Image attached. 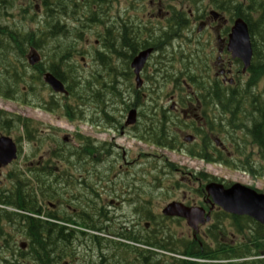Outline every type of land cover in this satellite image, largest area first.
Segmentation results:
<instances>
[{
    "label": "flooded vegetation",
    "instance_id": "af4514ba",
    "mask_svg": "<svg viewBox=\"0 0 264 264\" xmlns=\"http://www.w3.org/2000/svg\"><path fill=\"white\" fill-rule=\"evenodd\" d=\"M5 1L17 8L20 0H0V19L21 21L12 32L22 34L30 11L17 18L8 8L4 9ZM43 1L27 0V5L32 4L38 12L35 16L47 13ZM50 1L54 7L49 12L50 19L65 23L63 35L75 36L76 29L81 28L85 34L101 36L94 41L98 47H94L91 63H85L88 51L85 55H71L67 63L85 59L84 65L78 66L82 76L84 71L90 74L91 69H101L104 85L115 82L119 108L86 110L90 133L71 129L72 110H66V106L73 107V102L65 99L66 95L55 93L45 80L48 74L58 78L49 66L60 69L52 47L33 46L19 37L3 39L6 44L0 46V139L12 140L16 156L9 162H0V203L11 205L9 213L0 211V260L34 264L30 263L34 258L29 248L34 240L30 228L39 221L57 233L64 231L60 236L67 241L69 256L61 261L57 257L54 264H77L74 258L78 255L81 264H154L156 259L169 261L174 257L180 259L179 263L172 260L176 264L251 261L250 255L234 258L232 249L238 245L242 251L250 248L254 220L223 210L203 185L214 181L228 188L232 182L218 175L206 179L201 171L192 169L186 175L183 172L181 178L197 186L184 185L185 179H181V183L171 187L168 173L173 164L167 163L161 183L153 187V159H166L152 152L132 157L131 151L116 143L117 137H124V142L133 140L135 147L144 144L146 148L180 150L189 156L195 154V159L203 155V159H213L217 163H211L220 167H226L218 160L223 156L232 159L242 149L249 152L250 117L231 108L235 86H242V80L248 84L251 77L250 69H243L242 60L233 57L228 46L236 19V1L110 0L111 6H99L97 21L86 28L78 22L85 19L83 11L69 7L63 12L58 3L85 6L87 0ZM240 3L249 12L250 0ZM117 4L122 7L116 8ZM105 36L114 43L112 48L101 42ZM148 50L136 73L132 68L134 59ZM97 53L114 73L109 74L106 66L100 67L94 61ZM256 55L253 50L252 62ZM193 68L200 69L197 71L202 78L198 80L205 86L198 89L201 92L186 93L187 81H193L188 78V70ZM69 78L68 73L58 79L66 83ZM215 84H220L224 93H211L210 86ZM228 99L233 103L223 108ZM130 110L135 119L128 125ZM96 115L100 120H92ZM81 134L86 137L80 148L77 143ZM144 160H149V166H139ZM182 170L185 168L178 166L173 173ZM178 188L184 194L183 201L173 198L156 210L157 199L175 196L171 193ZM14 196L21 197L22 202H11L9 198ZM169 203L196 210L197 219L189 224L185 217L164 214ZM154 236L160 241L168 236L177 239L179 253L155 249L154 243L150 247L148 243ZM259 237L264 240V234L259 233ZM10 244L22 247L25 253L10 249ZM140 246L150 253L139 255ZM220 246L226 249L218 253ZM259 256L254 259L263 263L256 264H264V257L258 259Z\"/></svg>",
    "mask_w": 264,
    "mask_h": 264
},
{
    "label": "trees",
    "instance_id": "16d2710c",
    "mask_svg": "<svg viewBox=\"0 0 264 264\" xmlns=\"http://www.w3.org/2000/svg\"><path fill=\"white\" fill-rule=\"evenodd\" d=\"M87 2L88 3L85 6H82L77 2H73L71 5L59 2L58 9L65 12L66 8L72 7L75 11H83V16L85 19L79 20V22L86 28L92 26L95 23L94 20L97 21V8L103 5L108 8L110 0H87ZM42 5L46 9L47 13L43 14L40 24L33 31L27 30V32L22 34L13 33L12 29H9L8 26L2 25V22H0V46H4L6 44L3 42V39H6V37L7 39H13L14 37L23 38L25 42H28L33 46H49L50 44L53 54L58 56L57 62L60 63V69H53V65L49 66V68L59 79L65 78L68 73L70 75L69 82H66V89L74 97L75 105L74 107L67 105L66 110L74 111L82 109L85 111L88 110V108H91V110H101L103 107L107 108L109 103L108 101L116 98L115 82L112 81L109 83L110 86L107 90V94L101 93V89L105 87L104 83L102 82L104 79L101 78V69H95L91 76L86 77L78 74L80 70L78 68V64L74 65V63L69 62V60L67 63V58L76 54L78 44H80L85 39L82 34L78 33V31H84L80 28L76 29L75 36L63 35L62 30L64 29L63 25H65V23L62 22V20L60 21L56 19H50L49 12L54 11L51 1L44 0ZM253 5L254 3H252V6ZM8 7L10 6L7 4V1H5L4 9L6 10ZM234 15L242 17L247 23H249L248 25L253 47H258L257 49H261L256 51L257 55L254 59L255 61L250 67V81L246 86L253 84L257 85L262 76H264V9L261 13V16L256 21H248L249 18H246L247 15H245L243 7L240 8V6L235 7ZM32 18L34 20L37 19L35 16H32ZM38 31L40 32L39 34L37 33ZM109 33L110 32H108V34ZM106 36L105 39L104 37L101 39V42L104 46L112 48L114 43L107 39ZM102 57L97 53V57L94 58V61L100 64V67L106 66V71H109V74L114 73V69L108 67L104 63ZM211 92L224 93L219 87L215 86H213ZM245 92L246 91L244 88L234 91V93L239 96L234 98V106H231V108H234L238 111L241 110L244 112L245 116L250 117L251 126L248 129V133L251 138V143L257 147V159L255 160L251 153L246 154L243 149L239 152V156H244L241 163L242 167L244 166L247 172L251 173L253 176L255 175L264 178V89L260 92L258 91L256 95H244ZM232 103L233 100H225L223 108L229 107ZM199 157L204 158L203 155H200ZM218 160H222L224 164H230L231 162L224 156L222 159ZM203 176L205 177V175ZM9 199L11 202H22L21 197L17 196ZM251 229L250 248L247 249V251H242L237 249L239 245L233 247L232 252L234 258L245 257L247 255L255 256L264 254V240L260 241L261 239L259 237V233L264 234V226L252 221ZM30 231L32 232L34 239L33 244L29 247L31 248L32 255H34V258L30 263L54 264V261H56L57 257H59L58 261H61L62 258L69 256L67 241L65 238L60 236V233H64V231H59V233H57L56 229H51V226L46 224L41 225L39 221H34L32 223ZM223 233H225V230H223ZM158 238V236H154L152 239L153 241L148 243L149 246L151 247V245L154 243L152 247L155 249H169L173 252L179 253L178 249L180 245L177 239L168 236L160 241ZM93 243L94 242H92V244ZM124 246L126 247L125 244ZM221 249L226 248L220 246L219 251L217 252L219 253ZM137 251L139 255L150 253L149 250L142 248L141 246L137 248ZM56 252L59 253V256L56 255ZM123 252H125V248H123ZM172 260H174L176 263H179L180 261L179 259ZM172 260H169L167 264H176ZM256 262L263 263L262 261L251 260L249 262H234L233 264H256ZM12 264H17V262L14 261ZM154 264H165V262L160 259H156Z\"/></svg>",
    "mask_w": 264,
    "mask_h": 264
},
{
    "label": "water",
    "instance_id": "95a60500",
    "mask_svg": "<svg viewBox=\"0 0 264 264\" xmlns=\"http://www.w3.org/2000/svg\"><path fill=\"white\" fill-rule=\"evenodd\" d=\"M229 40V50L232 51L233 56L239 57L245 67L249 65L252 50L246 23L241 19H237L232 27ZM150 50L141 53L135 58L132 66L138 72L145 61ZM46 82L53 88L54 91H63V85L56 78L50 74L45 76ZM134 119L133 112L130 113L128 122ZM8 139V138H7ZM9 141L3 139L0 142V159L5 163L14 157V150L8 144ZM206 189L213 198L214 202L221 206L225 211L235 214H246L252 216L257 221L264 224V194L258 193L254 189L235 183L231 187L224 189L222 185L208 184ZM166 215H178L188 219V223L195 222L198 214L196 210H188L180 204L171 203L164 209ZM201 216V215H200Z\"/></svg>",
    "mask_w": 264,
    "mask_h": 264
},
{
    "label": "rangeland",
    "instance_id": "374dc122",
    "mask_svg": "<svg viewBox=\"0 0 264 264\" xmlns=\"http://www.w3.org/2000/svg\"><path fill=\"white\" fill-rule=\"evenodd\" d=\"M25 4L27 5V0H20L19 6L17 7V9L19 10V7L24 8ZM117 7L118 8L122 7V5L117 4L116 8ZM146 7L144 6L145 9H146ZM18 10H14L13 13L17 14ZM18 17L19 16L17 15V18ZM203 35H204V39L206 40V38H205L206 35L205 34H203ZM86 38L88 39V40H86V43H88V45L87 44L86 45L80 44L78 47L85 49L88 52H90L88 54V57H87L88 60L86 59V61L91 62V55L94 52V47L96 48V47H98V45H94V43H93L94 39H96L95 34L89 35ZM51 54H52V52H51ZM79 63H83V61L79 62ZM83 65L84 64H82V66ZM59 120L62 121V119H59ZM73 122H74V125H69V127L71 129L76 128L77 130H80V132L90 133V128L88 127L87 124L79 123L76 121H73ZM95 130L96 129H94V132H95ZM116 140H117L116 141L117 144H120L126 150L131 151L129 154H131L132 157H135V155L138 153L142 154V153H146V152H152V153H155V155H161V157H164L166 159V161H164L162 158L161 159H156V158L153 159V164L151 165V168L153 171V172L151 171L152 176H153V187L154 186L156 187L158 184L161 183V182L158 183V181L161 179H159V180L154 179V177L155 178L156 177H162L163 178L164 177L163 174L167 171L166 164L171 163V164H173V166H169L170 170L168 173V175H169L168 176L169 177L168 178V185L171 187L176 186L177 183H181V179H185V178H181L184 175L183 172H185V175H186V173L188 171L190 172V170L192 171V169H195L194 171L199 170L201 172L208 173L210 175H212V174H215V176L218 175L219 177H221V179L232 182V183L233 182H239L241 184H245L249 187L255 188V189L259 190L260 192L264 193V178H262V177L256 178V177L250 176V174H244L242 171L233 168V166H232V169H230V168H227L224 166L220 167V166L212 164V163L203 162L202 160H197L194 157H191L185 153H182V151H180V150L171 151V150H163V149H158V148L154 149V148H150V147L146 148V146L144 144H139L138 147H135V146H133V140L129 139L128 141L124 142L125 141L124 137H121V138L117 137ZM132 153H134V154H132ZM144 162H145L144 164H141L139 166L147 167V165L149 164V160H144ZM237 164L239 165L240 163L237 162ZM178 166L180 168H185V170H182L181 172H179L177 174L175 173L176 177H174L175 174L173 173V171ZM239 168L242 169L241 167H239ZM162 171H164V172L162 173ZM166 177L167 176H165V178ZM191 179L192 178H190V180ZM188 180L185 179L186 183L184 185H187L189 187L191 185L197 186V183L194 184V183L189 182ZM203 183H204V181H203ZM205 184H203V185H205ZM180 189L181 188H178L177 189L178 191H176L175 193H171V195H175V196L169 197V196L162 195L165 197L164 198L161 197V198L157 199L156 210H159L161 207H163L166 204L165 202L169 201L170 199L174 198L173 200H175V201H183L182 199H183L184 194ZM78 257H80V255L75 256L74 261H76L77 264H81V263H78L80 261V259Z\"/></svg>",
    "mask_w": 264,
    "mask_h": 264
},
{
    "label": "bare ground",
    "instance_id": "6f19581e",
    "mask_svg": "<svg viewBox=\"0 0 264 264\" xmlns=\"http://www.w3.org/2000/svg\"><path fill=\"white\" fill-rule=\"evenodd\" d=\"M263 77V76H262ZM252 88H256L255 91H251ZM244 90L246 91L244 95H256L257 94V86L256 85H251L250 87H245ZM8 206H11V205H8V204H4V203H0V211L2 212H5V213H9V209H8ZM5 210V211H4ZM12 214V213H11ZM93 228H95V226H93ZM96 229V228H95ZM10 249H13V244H10V245H7ZM17 253H25L24 252H21L18 250ZM4 262H6L7 264H12L14 261H3V260H0V264H4ZM17 262V261H16ZM17 264H29L28 262H17Z\"/></svg>",
    "mask_w": 264,
    "mask_h": 264
}]
</instances>
